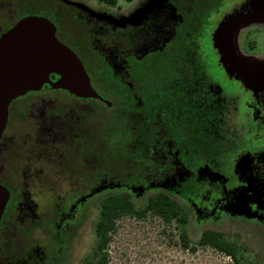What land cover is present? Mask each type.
<instances>
[{"label": "rangeland", "instance_id": "1", "mask_svg": "<svg viewBox=\"0 0 264 264\" xmlns=\"http://www.w3.org/2000/svg\"><path fill=\"white\" fill-rule=\"evenodd\" d=\"M11 4L29 5L30 15H51L60 41L90 64L101 59L102 74L109 75L105 63L131 97L128 112L117 110L109 122L96 121L81 136L66 135L71 117L64 126L55 127L41 120L40 112L50 108L48 100L58 96L60 101L74 103L64 93L43 91L40 96L48 105H35L29 113L33 94L10 106L22 118L28 114L40 120L36 127L15 125L14 141L23 146L0 159L18 169L26 157V162H32L30 172L37 174L26 177L22 186L9 182L13 193L29 191L23 208L30 209L39 222L34 228L28 223L33 220H28L27 230L13 235L23 242L24 254H31L38 245L52 244L50 264L95 263L100 201L110 193H127L140 207L150 195L166 191L187 215L184 229L189 248H182L183 228L177 222L165 224L152 215L123 217L106 248L107 264H235L226 255L197 244L205 229L224 232L236 243L242 263L264 264V179L256 177L255 157L245 153L234 160L235 151L230 149L234 165L229 164L228 171L212 172L206 167L191 187L181 185L190 174L176 158L160 114H154V107L146 108L137 94L125 59L130 53L141 58L160 54L176 41L173 61L177 63L169 76L180 97L166 95L162 112L176 109L181 116L206 119L203 96L209 91L214 97L225 90L227 100L239 110L244 96L245 110H250L255 122L259 104L264 107V0H118L115 6L99 0H0V8ZM22 13L3 16L0 11V30L17 22ZM196 15L206 18L204 24L194 20ZM172 71H178L177 76ZM108 75L106 81L113 82ZM232 177L240 185L227 188Z\"/></svg>", "mask_w": 264, "mask_h": 264}, {"label": "flooded vegetation", "instance_id": "2", "mask_svg": "<svg viewBox=\"0 0 264 264\" xmlns=\"http://www.w3.org/2000/svg\"><path fill=\"white\" fill-rule=\"evenodd\" d=\"M130 1V0H128ZM208 4V3H207ZM206 4V5H207ZM210 5V4H209ZM8 7V12L5 11L4 8ZM17 8L15 4H11L5 7H1L0 11L3 12V16H8L7 14L11 11H14L13 9ZM18 9V8H17ZM16 11V9H15ZM14 11V12H15ZM16 21L11 23L7 28L10 29ZM56 27V38L60 41L58 35L60 36V30L58 27V24L53 23ZM6 31L0 30V35ZM61 37V36H60ZM61 42V41H60ZM63 44V42H61ZM176 44V41L174 42ZM67 46V45H65ZM70 48L76 56L79 58L81 63H87L89 66H93V68L102 71L101 66H99V63L102 61L101 59L99 62L90 64L85 59H83L79 53L73 49L70 46H67ZM176 51V48H174V45L172 46L167 45L162 53L160 54H154L152 56H145L142 59L151 58L154 59H160L164 56V58L169 59L168 62L165 63V71L162 72V78H159L157 80L150 79L149 75H157V72L152 68L151 72L150 69L148 70V74L146 79L143 81H146L151 83V91L149 89H145L147 93H144L143 88L137 87V94L142 96V101L147 106L154 107V114H160L161 117V123L164 124L165 128L171 135V139L173 141L174 149H176V158L178 159L181 167L189 173L188 177L186 178L185 183H181V185H185L187 188L191 187L193 183H196L199 178L198 173L201 172L203 168H209L210 170H222L224 172L228 171L229 164H231V154L230 149H233L235 151L233 156V159L235 160L237 155H243L245 153L251 154L255 157L254 162V171L256 174V177L259 179V181L264 179V107L262 104H259V114L255 118V122L251 120L250 110H245V106L243 104L244 96L241 97V109L239 110L236 106V103L230 102L227 100L226 96L227 93L225 90L222 92L217 93L214 97H210L209 91L206 95L203 97L205 98L206 104L205 108L202 111L204 115H206V119H197V117L192 115H186L184 114L181 116L180 113L177 114V110L172 109V111H165L162 112V104L165 100V96H170L171 98L173 96H179L180 97V89L175 86L172 75L169 76V71H171V67H175L177 62H174L173 59L174 53ZM126 59V66L127 71L130 76V78L135 82L136 85V78L133 77L131 74L130 68L133 66V63L130 64L131 59H141V57L135 56L133 53H130ZM103 63V62H102ZM146 66H157V64L152 61L148 63H145ZM84 66V65H83ZM103 66H105L106 71L110 70L107 65L104 63ZM174 75L177 76L178 71H172ZM112 73V72H111ZM113 74V73H112ZM52 76V75H51ZM50 76V80L52 82L56 81L58 79H54ZM55 76V75H53ZM161 76V74H160ZM90 78V77H89ZM153 78V77H152ZM158 82L159 84L156 86L152 82ZM91 82V80H90ZM112 87L115 91H125L127 92V103L131 102L130 93L129 90H124L123 87L120 86L118 79L115 77L113 78ZM150 84V85H151ZM92 85V84H91ZM93 87V86H92ZM94 89V88H93ZM96 91V89H94ZM43 91H48L49 93L54 92H61L66 94L68 97L73 100L74 103H67L64 99L60 101V98H57L53 101L48 100L50 104V108H44L46 107V104L48 101L45 97H41L40 94ZM104 91L106 89H103V91L100 93L96 91L103 99V101L96 100V99H82L77 98L75 96H72L68 94L66 91L53 89L49 85L45 84L42 86V88L39 91H33L28 92L24 96H21L15 100H13L9 107H8V118H7V124L3 131V134L0 139V159L2 156L8 154L9 152L14 153L19 149V146H23L21 142L15 143L14 139L17 137L16 134H14L12 131V128L15 125H18L20 127H25L26 125H31L36 127L39 123L38 120H36L35 117H28V114L22 118L20 115L16 114L17 109L12 108L10 110V106L18 99L24 98L30 94H33L34 102L30 105L28 113L31 111L32 108L35 107V105H39L42 108V112H40L41 120H44L49 122V126L55 127L56 125H59V123L63 124L64 121L68 120V117H71L73 120L72 125L68 126V134L74 133V135L81 136L84 132L89 130V128L95 123L96 121H102L100 117L93 114V105L97 104L96 101L99 103L104 104L107 108H110L112 103L111 101L106 97L104 94ZM193 91H197V88L195 87ZM191 91L189 97H194L195 93H192ZM124 93V92H123ZM55 94V93H54ZM56 95V94H55ZM158 99H160L158 101ZM108 103L109 105H107ZM194 102H191L190 108H193ZM177 106L179 108V103L177 99ZM121 106H117L114 111L111 118L114 116L115 112L117 110H123ZM127 112L131 109H129V106L125 108ZM145 109V108H143ZM148 110V113L151 111ZM139 111V110H138ZM190 112V111H189ZM249 112V114H248ZM143 113V112H142ZM34 114V113H33ZM72 114V115H71ZM152 114V112L150 113ZM34 118V119H33ZM77 120H75V119ZM110 118V120H111ZM60 120V122H59ZM37 123V124H36ZM238 124V125H237ZM65 136V138L67 137ZM68 138V137H67ZM20 144V145H19ZM2 155V156H1ZM26 157L24 159L23 164L18 168H13L10 166L9 163H5L6 159L2 160V163H0V186L4 187L8 192V200L6 202L4 211L0 218V264H50L49 258L52 256L50 255V247L52 244H44L45 246L38 245V248L36 250H33L31 254L25 252V248L22 245V241H18L16 237L13 235L16 234L17 230L20 231H26V221L33 220V222L30 223V227H36L39 222H35L36 218L33 217V214H31L30 209L23 208V199L28 198L29 191L24 190L23 192L21 189H15V193H13L10 189L9 182L14 181L17 183V185H24L26 184V177H35L37 176L36 172H30V166L32 165V162H26ZM29 163V166H28ZM231 165H234L231 164ZM81 171L79 172V174ZM229 177V176H227ZM233 178V177H232ZM228 181H231V183L227 184V188L232 187L234 185H240L237 183V180L235 178L230 179L228 178ZM235 180V181H234ZM81 181L80 178L77 179V182ZM234 181V182H233ZM162 193L170 197L171 195L166 191H160L155 194ZM116 194V193H110L106 195L105 197ZM128 195L127 193H123ZM152 194V195H155ZM150 195V196H152ZM174 200V199H173ZM176 201V200H174ZM101 202V201H100ZM177 202V201H176ZM178 203V202H177ZM100 215V212H99ZM101 221L99 218V221L97 222V225H100ZM50 233H53V222H51L50 225ZM22 242V243H21ZM50 246V247H49ZM45 247V248H43ZM98 253V251H96Z\"/></svg>", "mask_w": 264, "mask_h": 264}, {"label": "water", "instance_id": "3", "mask_svg": "<svg viewBox=\"0 0 264 264\" xmlns=\"http://www.w3.org/2000/svg\"><path fill=\"white\" fill-rule=\"evenodd\" d=\"M55 32V25L47 18L28 15L0 35V139L10 103L45 84L77 98L103 101L79 58ZM51 75L58 79L52 82ZM8 196L0 186V218Z\"/></svg>", "mask_w": 264, "mask_h": 264}, {"label": "trees", "instance_id": "4", "mask_svg": "<svg viewBox=\"0 0 264 264\" xmlns=\"http://www.w3.org/2000/svg\"><path fill=\"white\" fill-rule=\"evenodd\" d=\"M99 1H102L109 6H115L118 0H99ZM214 4H217V2L214 1ZM17 8H15L16 11L19 10L23 11V13L21 14V18L33 13L32 9L27 4L22 6L19 5L17 6ZM4 9L6 12H8V7ZM15 9L13 10L15 11ZM41 15H42L41 17H45L50 22L53 23V21L49 19L51 15L49 16L43 14ZM199 17L196 15L194 20H201V23L202 21L205 22L206 19L205 17H202L200 15ZM3 31H6V29H4ZM173 45L174 48L177 47V44L173 43ZM130 61H131L130 64L133 63V66L130 68L129 71H131V74H133L132 76L135 77L137 80L136 86L143 88L144 90L143 92L147 93L145 89H149L151 91V86H152L151 83L149 82L146 83V81H143L147 77L148 70L150 69L151 72V69L153 68L157 72L156 76L149 75L150 79L157 80L159 78H162V72L165 71L164 62H168L169 59L167 58L165 59L163 56L160 59H154V60H152L151 58H147V59L141 58L139 60L131 59ZM148 61L149 62L154 61L157 64V66H146L145 63L146 62L148 63ZM83 65L88 76L90 77L93 88L96 89V91L98 92L100 91L102 92L103 89H106V91H104V94L112 103L111 107L107 108L104 104L96 101L97 104L93 105L92 107L94 111L93 114L100 117L103 122H109L111 116L113 115V111L117 106L119 107L121 106L122 108L127 107L128 104L127 103L128 99L126 94L127 92L115 91L114 88L112 87L113 84L111 85L112 82L110 83L106 81V77L108 74H102L104 72H100V70L93 68V66L87 65V63H83ZM107 72H109L108 76L114 78L113 74L110 71H106V73ZM51 77L57 79L56 76L52 75ZM102 80L104 81L102 82ZM152 83L155 84L156 86L159 84L156 81ZM149 215L158 217L165 224H170L172 222L179 223L183 228L182 231L180 232L182 248L183 249L189 248V238L186 230L184 229V227L188 223V218L187 215H185L182 207L176 201H174L165 194L158 193L149 196L146 200V203L143 206L137 207L132 202L129 195L123 193H116L104 197L100 202L101 224L96 226L95 229L96 237L98 239L97 250H96L98 251V253H96L98 256L95 263H91V264H107L106 248L111 240V234L116 230V223L121 218L133 217L135 219H144ZM197 244L201 247H210L226 255L235 264H244L238 258V252H239L238 245L234 242L229 241L224 232L217 231L214 229H205L201 232Z\"/></svg>", "mask_w": 264, "mask_h": 264}]
</instances>
